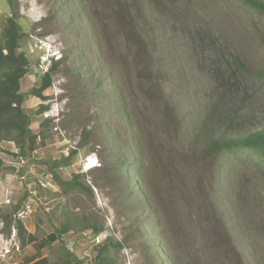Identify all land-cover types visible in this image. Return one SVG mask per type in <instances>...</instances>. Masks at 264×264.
Segmentation results:
<instances>
[{"label":"rangeland","instance_id":"374dc122","mask_svg":"<svg viewBox=\"0 0 264 264\" xmlns=\"http://www.w3.org/2000/svg\"><path fill=\"white\" fill-rule=\"evenodd\" d=\"M12 14L31 65L47 49L61 63L45 101L32 67L22 79L42 140L17 175L9 155L0 165V264L66 250L94 264L103 246L114 264H264V157L209 153L264 128V13L241 0H0V28ZM72 150L57 175L89 189L64 193L50 164ZM18 219L37 242L72 231L21 246ZM87 222L102 232L78 230Z\"/></svg>","mask_w":264,"mask_h":264},{"label":"trees","instance_id":"16d2710c","mask_svg":"<svg viewBox=\"0 0 264 264\" xmlns=\"http://www.w3.org/2000/svg\"><path fill=\"white\" fill-rule=\"evenodd\" d=\"M245 5L264 13V0H241ZM24 29L20 22L13 17V14L5 17L3 26L0 28V142L4 140H13L20 149V153L26 156L28 152H32L36 147L35 141L40 138L42 140V129L33 131L30 127L32 123L31 117L26 113L24 102L27 94L22 92V79L31 70V61L26 51L21 49V39L24 37ZM237 63L241 68H244L243 62L236 58ZM61 59L51 65L50 70L40 76V84L38 87H33L30 93L42 100H47L49 97L45 92L52 87L53 75L58 72ZM48 109V105L41 104L39 113H43ZM43 125L49 123L52 119L44 118ZM56 130V127H54ZM45 135V134H44ZM38 142V141H37ZM40 142V141H39ZM231 145L247 148L258 155L264 157V128L258 129L241 139L233 142H216L210 146L209 153L221 151L225 146ZM76 154L75 150L68 154H63L59 159L51 162L50 169L52 170L54 180L60 186L64 193L68 190L84 189L89 187L85 183L77 181L79 175L73 176L70 181H63L57 175L56 170L65 168L72 164V159ZM0 161V165H1ZM137 181V180H136ZM19 207H16V211ZM7 225H10L12 215L7 216ZM18 230L19 241L21 246L26 244H36L39 249H43L47 244H52L64 234L72 231V224L66 222L60 228L49 233L45 238L37 242L34 233H30L21 219L17 220L15 226ZM80 231L90 230L95 236L102 232V227L96 226L94 223H83L78 229ZM119 245V243H118ZM107 246L99 247L95 256L94 264H114L107 258L105 252ZM27 264H78L75 257L68 251H65L63 261L52 260L48 256H41L27 261Z\"/></svg>","mask_w":264,"mask_h":264},{"label":"built area","instance_id":"2783aa9c","mask_svg":"<svg viewBox=\"0 0 264 264\" xmlns=\"http://www.w3.org/2000/svg\"><path fill=\"white\" fill-rule=\"evenodd\" d=\"M38 40L39 41L36 42L35 45H38V44L41 45L45 42V39H43V40L38 39ZM59 54L60 53H57L55 51L52 52L50 49H47L46 52L39 54L38 57L36 58L35 62L31 65L32 72L37 77H40L41 75L46 74L50 70L51 65L54 62H56L57 60H60L61 56ZM44 115L47 117L52 116V115H50L49 112H46ZM53 118L56 119L57 116H55ZM38 140L40 141L41 139L38 138ZM8 143L12 144L14 146V148L8 149V151L9 150L11 151V154H9L7 152V149H5L3 142H0V161L3 162L6 158V155H9L12 159L11 160L7 159V161L13 167L14 175H17L19 173V171L21 170V168L28 163L29 157L21 155L19 147L16 146L14 142L8 141ZM34 152H36V149H34L31 154H33ZM87 161H89V163L91 162L90 157H88ZM86 164H88V163L85 162V164H84L85 167H86ZM40 184L43 187H47L48 185H50L49 182H44V181H40ZM32 212H33V208L30 204H28V205H26V207L24 208V210L22 212L18 213V216L21 218H24L27 215L31 214Z\"/></svg>","mask_w":264,"mask_h":264},{"label":"bare ground","instance_id":"6f19581e","mask_svg":"<svg viewBox=\"0 0 264 264\" xmlns=\"http://www.w3.org/2000/svg\"><path fill=\"white\" fill-rule=\"evenodd\" d=\"M95 165H93L92 167H94Z\"/></svg>","mask_w":264,"mask_h":264},{"label":"clouds","instance_id":"9594fccd","mask_svg":"<svg viewBox=\"0 0 264 264\" xmlns=\"http://www.w3.org/2000/svg\"><path fill=\"white\" fill-rule=\"evenodd\" d=\"M92 169V168H91Z\"/></svg>","mask_w":264,"mask_h":264}]
</instances>
